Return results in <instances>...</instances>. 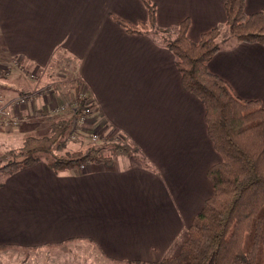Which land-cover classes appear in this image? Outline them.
I'll use <instances>...</instances> for the list:
<instances>
[{"label":"crops","instance_id":"1","mask_svg":"<svg viewBox=\"0 0 264 264\" xmlns=\"http://www.w3.org/2000/svg\"><path fill=\"white\" fill-rule=\"evenodd\" d=\"M225 1L153 0L157 26L176 33L188 18V35L198 41L225 25ZM245 10H264V0H246ZM117 18L138 24L148 11L141 0H0V62L43 72L57 56L74 60L99 124L148 147L144 163L120 156L111 165L56 172L42 160L6 176L0 245L14 248L0 251V263L14 253L12 264H159L181 253L212 192L207 172L220 157L203 103L183 88L162 33L130 34ZM208 67L240 97L264 104L263 45L221 48ZM17 70L22 93L34 83ZM28 124L22 128H35ZM19 127L9 132L0 125V144Z\"/></svg>","mask_w":264,"mask_h":264},{"label":"trees","instance_id":"2","mask_svg":"<svg viewBox=\"0 0 264 264\" xmlns=\"http://www.w3.org/2000/svg\"><path fill=\"white\" fill-rule=\"evenodd\" d=\"M141 1L147 21L116 20L130 34L162 33V42L176 57L183 88L205 107L207 133L220 157L207 172L213 189L189 225L181 253L159 264H264V104L240 97L227 80L209 69V61L221 50L219 27L194 41L188 35V18L179 23L176 33L158 28L156 4ZM245 5L246 0L225 1L229 36L264 46V10L249 14ZM77 90L70 116L52 120L49 135L28 136L20 149L3 153L0 173L10 176L42 161L44 154L56 172L80 170L89 163L111 165L117 157L135 156L138 147L123 136H108L85 149H67V133L77 127V115L94 108L90 96ZM63 97L68 100V93ZM11 247L1 244L0 251Z\"/></svg>","mask_w":264,"mask_h":264},{"label":"rangeland","instance_id":"3","mask_svg":"<svg viewBox=\"0 0 264 264\" xmlns=\"http://www.w3.org/2000/svg\"><path fill=\"white\" fill-rule=\"evenodd\" d=\"M219 28L221 33L218 40L221 48L240 42L229 36L228 26L226 23L224 26L221 25ZM225 38H229V40L225 41ZM17 68L21 71L19 74L22 78L28 82L32 80L31 82L34 83L33 86H31V84H26L25 88L27 89L23 90L22 93L18 92V89L15 88L16 86L14 84L15 79L17 78L16 73H18ZM20 68L22 67H20V65H18L15 61H6L4 59V61L0 62V125L4 127V130H8L9 132L13 131L17 126L24 128L27 125H30L28 123L35 124V128H31L32 131L30 128H22L19 134L10 133L12 135L8 136L0 144V157L3 153L9 150L20 149L24 144V138L28 136L42 137L49 135L52 120H58L60 118L70 116L68 111L75 106L78 91L77 89H80L79 91H81V96L84 94L86 96H90L86 93L87 91H85V87L81 85V81L76 74L77 70L74 66V60H67L66 57L57 56V58L54 59L53 64L47 68V70H43V72L30 71L29 69L27 70V68L21 70ZM15 89L18 93H13ZM65 92L68 93V100H65L63 97ZM24 94L31 95V98L27 101V103H16V99ZM89 101L94 103L92 98H90ZM67 102L69 104H67ZM9 107H12L13 109V113L11 115L8 114L9 112L7 109ZM27 107H31L30 112H26ZM36 107H40L41 109L44 108V112L40 108L36 110ZM95 108L94 103V108L92 109L93 112L85 119L84 123L81 125L82 127L80 126L79 130L81 131H78V137L76 140L72 141L70 136L78 127V118L76 121L77 127L69 130L67 133L69 139L67 147L68 150L75 151L87 148L89 145L94 143L90 134L96 131L102 133L105 137L113 136L118 139V137L122 136L121 131L114 128L112 129V127L106 123L99 124V121L96 120L98 114L95 113ZM22 132L23 135L20 134ZM101 142L102 140L95 143L100 144ZM129 142L132 145L137 146L139 149L133 158H136L141 163H144L142 156L144 157L147 152H145V148L148 147H145V145L141 146L136 140H131V138H129ZM42 160L48 161L49 156L46 154L42 155ZM87 168V166H84L82 169ZM5 177L6 174L0 173V183L3 182ZM13 248L14 247H11L9 249L13 250ZM10 257L9 261L3 259L0 264H12L11 262L14 257V253H11Z\"/></svg>","mask_w":264,"mask_h":264},{"label":"built area","instance_id":"4","mask_svg":"<svg viewBox=\"0 0 264 264\" xmlns=\"http://www.w3.org/2000/svg\"><path fill=\"white\" fill-rule=\"evenodd\" d=\"M83 96H86L85 94L83 95ZM31 98V95H26V94H24V95H22L21 97H19L18 99H16V103H27V101L29 100ZM93 112V110L91 109V110H88L87 112H86V114H83V115H77V118H78V122H77V126H78V128H76L75 130H74V132H73V134L70 136V139L73 141V140H76V138L78 137V131H81V130H79L80 129V126L84 123V121H85V119L88 117V115H90L91 113ZM82 127V126H81ZM91 135V138H92V141L93 142H100L101 140H104L106 137L102 134V133H100V132H98V131H96V132H94V133H91L90 134ZM84 166H82V168H83Z\"/></svg>","mask_w":264,"mask_h":264}]
</instances>
